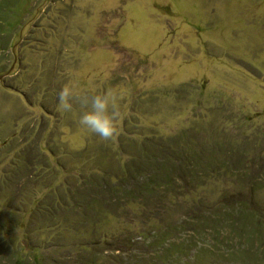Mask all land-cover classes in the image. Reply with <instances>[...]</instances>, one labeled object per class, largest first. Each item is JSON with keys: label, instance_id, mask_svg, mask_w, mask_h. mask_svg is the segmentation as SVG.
<instances>
[{"label": "rangeland", "instance_id": "374dc122", "mask_svg": "<svg viewBox=\"0 0 264 264\" xmlns=\"http://www.w3.org/2000/svg\"><path fill=\"white\" fill-rule=\"evenodd\" d=\"M0 76V264H264V0H0Z\"/></svg>", "mask_w": 264, "mask_h": 264}, {"label": "trees", "instance_id": "16d2710c", "mask_svg": "<svg viewBox=\"0 0 264 264\" xmlns=\"http://www.w3.org/2000/svg\"><path fill=\"white\" fill-rule=\"evenodd\" d=\"M178 146H179V144H178ZM159 156H161V154ZM159 156H158V158H159ZM164 156L166 158H169L168 153H166ZM177 156H178V164L179 165L187 166V167L191 166V165L188 164V162L186 160V158L191 160V157L187 156L185 154L184 150H180L178 148ZM164 167L165 166L160 165V166H158L156 168L155 175H153V180H152L153 184L152 183H147V182H142L140 184L139 182H137V184H133V185H129V186L125 185V189L123 188V190L120 189V187H119L120 185H118V186H116L114 188V191L119 193V195L121 197L128 198L131 202H136V203H137V201L142 202L140 204L144 206V210H146L145 211L146 214H153V211L156 213V211L152 210V208H157V205L161 203V198L164 199L166 197L165 194L170 192V190L174 187L173 186V182H171L170 178L167 177V172L165 171V169H163L164 170V175H160V171L162 170L161 168H164ZM178 173L179 172L177 171L176 172V176L177 177H175V180H179V184L182 185L181 177L179 176ZM140 174H141L140 172L134 170L129 175V177L128 176H126V177H127V179H129V180H131L133 182V180H136L140 176ZM199 178H198V175H196V179H199ZM158 180H160V181H158ZM133 183H136V182H133ZM131 186H133L136 189V191H135V189L130 190ZM186 186L187 185H185V186H183V185L182 186H177L175 189L180 191L182 189H185ZM112 189H113V187H112ZM112 189L111 190H107L105 187H100V193H101V195L103 197H106L107 195H110L111 192H114ZM136 194H139V195H136ZM179 195H181V193H177L176 194V196H179ZM136 196H138L139 198H137ZM128 199H125V200H128ZM190 204H192L191 205V212L193 214H196V215L198 213H200L202 208H205L204 206L201 207V205H199L200 203H195V201H193ZM149 207H150V209H147ZM207 208H208V210H210L211 207H207ZM253 240L257 241V238H253ZM250 243H251V246H253V242H250ZM82 246L83 245L81 244L80 247H82ZM262 247H264V244H263ZM237 254H239V253H237Z\"/></svg>", "mask_w": 264, "mask_h": 264}, {"label": "clouds", "instance_id": "9594fccd", "mask_svg": "<svg viewBox=\"0 0 264 264\" xmlns=\"http://www.w3.org/2000/svg\"><path fill=\"white\" fill-rule=\"evenodd\" d=\"M72 92L65 88L59 94V107L64 111H71ZM117 97L112 93L96 95L91 99L90 109L79 117V125L90 134L98 135L101 139H110L116 131L119 116L116 110ZM111 108V111L109 109Z\"/></svg>", "mask_w": 264, "mask_h": 264}, {"label": "water", "instance_id": "95a60500", "mask_svg": "<svg viewBox=\"0 0 264 264\" xmlns=\"http://www.w3.org/2000/svg\"><path fill=\"white\" fill-rule=\"evenodd\" d=\"M0 79H1V76H0Z\"/></svg>", "mask_w": 264, "mask_h": 264}]
</instances>
